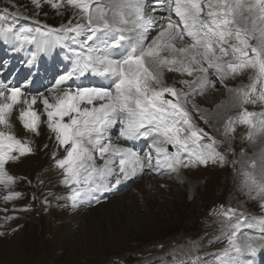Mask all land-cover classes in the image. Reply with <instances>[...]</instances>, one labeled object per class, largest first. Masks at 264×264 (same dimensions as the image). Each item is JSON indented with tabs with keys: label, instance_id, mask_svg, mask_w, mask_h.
Listing matches in <instances>:
<instances>
[{
	"label": "snow or ice",
	"instance_id": "snow-or-ice-1",
	"mask_svg": "<svg viewBox=\"0 0 264 264\" xmlns=\"http://www.w3.org/2000/svg\"><path fill=\"white\" fill-rule=\"evenodd\" d=\"M44 2L57 10L74 9L75 23L69 19L53 27L15 10L0 9V42L12 54L27 51L24 63L29 68L36 66L41 55L56 49L64 52L67 61L49 86L35 92L34 77L13 83L11 77L4 78L3 69L9 65L0 61V187L7 190L4 202L22 198L14 190L21 178L10 174L6 166L34 153L32 137L41 134L42 125L55 141L52 163L62 177L61 185L68 189L64 206L73 210L99 204L107 199L105 194L144 174H175L183 182L184 169L234 167L238 161L229 160L227 152L235 154L231 139L238 126L247 127V139L252 143L258 138L264 141V111L246 107L264 105V0ZM32 3L37 9L42 6V0ZM158 11L167 16H154ZM172 14L178 22L171 19ZM164 19L169 20L166 25L160 22ZM248 70L249 84L230 88L225 83ZM165 71L191 77L180 81L188 90L167 84ZM89 78L106 83L91 84ZM216 85L231 94L229 108L239 109L225 120L224 140L209 135L193 118L195 112L209 123L211 114L206 115L194 101ZM14 113L23 136L17 135ZM139 140L148 142L145 149L125 146ZM225 143L229 144L227 152L220 150ZM248 167L251 170H241V187L250 198L260 199L264 210V147ZM36 198L33 194L32 199ZM42 203L46 206L49 201L45 197ZM29 209L25 206L23 210ZM216 214L224 218L218 239L226 240V247L205 255L214 257L213 264H254L246 257L254 258L264 249V216L249 219L237 209L223 206ZM15 218L5 216L4 220ZM244 228L258 229V234L250 235ZM196 248L193 244L188 257L177 264H208L203 257L191 255Z\"/></svg>",
	"mask_w": 264,
	"mask_h": 264
},
{
	"label": "rangeland",
	"instance_id": "rangeland-1",
	"mask_svg": "<svg viewBox=\"0 0 264 264\" xmlns=\"http://www.w3.org/2000/svg\"><path fill=\"white\" fill-rule=\"evenodd\" d=\"M4 8L53 27L66 24L69 19L75 23L74 9L68 6L53 9L44 0L40 9L33 5L32 0H0V9ZM20 23H30V20H21ZM26 59L22 53L17 54L15 59L24 70L27 67L24 63ZM49 65L48 60H45L39 68L48 71L52 83L56 76L52 73L57 71V67ZM20 75V78L25 77ZM250 75L251 71L248 70L243 77L227 80V83L231 82L228 87L246 84ZM164 78L167 84L188 90L180 83L184 78L179 73L165 71ZM214 89L210 90L213 92L196 96L194 101L206 115L211 114L209 123L205 124L195 112L193 118L209 135L224 140L225 120L228 116H234L239 109L228 108L229 111L222 118H213L215 114L212 116L213 106L209 98L216 99L217 106L227 98L228 93L225 88ZM251 109L255 112L264 111L261 106ZM251 109L248 108L249 111ZM42 128L39 136L32 137L35 142L34 153L22 157L14 165L10 163L6 166L10 169L12 165L14 171H10V174L21 178V182L18 179L14 185V190L23 195L18 200L6 203L2 197L7 194V190L0 187V231L5 232V235L0 236V264H149L168 254L176 259L181 252L191 249L193 244L198 245V248L191 254L208 260L205 254L218 253L227 243L226 240L218 239L225 227L221 223L224 218L216 214L221 206L224 209L235 208L249 219L264 216V210L260 207L262 201L250 198L241 187V170H251L248 162L259 153L254 143L247 139V127L238 126L231 139L235 154L227 152L228 143L220 149L227 152L229 160L238 161L234 167L229 164L225 167L184 169L180 178L183 182L178 181L175 174L164 177L144 174L143 177L126 182L113 196L101 200V205L94 203L80 207L82 211L79 212L84 215L78 223L71 224L70 231L66 233L63 226L69 221L68 217L72 218L68 215L74 213H71L70 207L64 206L63 198L68 189L61 185L62 177L52 163L55 141H46ZM42 143H47L48 148L44 149ZM33 156L38 162L36 167L29 168L24 160ZM33 194L37 197L35 200L32 199ZM45 197L49 201L46 206L42 203ZM25 206H30V209L21 210ZM13 215L16 218L6 223L4 217ZM234 221L235 218L227 223ZM243 231L258 234V229L244 228ZM209 264L213 262L209 261Z\"/></svg>",
	"mask_w": 264,
	"mask_h": 264
},
{
	"label": "bare ground",
	"instance_id": "bare-ground-1",
	"mask_svg": "<svg viewBox=\"0 0 264 264\" xmlns=\"http://www.w3.org/2000/svg\"><path fill=\"white\" fill-rule=\"evenodd\" d=\"M162 14H164V16H167V13H163V12H161ZM171 19L172 20H174V21H177L178 22V18H176L175 17V15L174 14H172V17H171ZM153 35H155V34H153ZM151 38V37H150ZM188 41H186L185 40V43H187ZM252 43H255V41H252ZM179 46V45H178ZM13 57V54L12 53H8V59L7 60H5L4 61V63L5 64H8L9 65V67H6V68H4L3 69V72H4V78L5 79H8V78H12V82L13 83H16V84H19L20 82H23L26 78H28L29 77V75H27V76H25L24 78H20L19 76H21L20 74H21V71H20V68H19V66H17V65H12L11 64V58ZM0 61H2L3 62V60L2 59H0ZM249 71H251V70H249ZM243 74L244 73H242L241 75H239V76H241V77H243ZM30 75L32 76V77H34V87H33V92H35L36 90H40L41 91V88H42V86H40L38 83H39V81H40V79H42V84H43V86L44 87H46L47 86V83H46V81H45V79H44V77H43V75L42 74H39L38 75V77H35L34 75H32V73H30ZM180 76L182 77V78H184V79H191V77H188L186 74L185 75H181L180 74ZM238 77V76H237ZM236 77V78H237ZM230 82V81H229ZM229 82L227 83V81H225V83L227 84V85H229ZM251 81L249 80L246 84L244 83V85H247V84H249ZM231 83V82H230ZM218 88H222L220 85H216V87H215V89L214 90H217ZM232 88H235V87H232ZM223 89V88H222ZM209 92H213V91H209ZM216 92V91H215ZM206 93H208V92H206ZM221 93V92H220ZM213 95V94H212ZM202 96V95H201ZM215 98V97H214ZM209 100H210V104L213 106V110L211 111L213 114H212V116L214 115V114H216V113H219L220 114V116H224V114H225V112H227V110H228V108H229V104H230V102H231V94L228 92L227 93V98L221 103V104H218L217 106L215 105L217 102V100L216 99H211V97L209 98ZM261 105V104H260ZM210 107V106H209ZM230 109V108H229ZM233 109V108H232ZM229 111V110H228ZM238 113V112H237ZM236 113V114H237ZM235 114V115H236ZM16 116H17V114L16 113H14V115H13V121H14V124H15V128H16V131H17V135L18 136H23V135H25V133H24V131L22 130V128H21V125H20V122L18 121V119L16 118ZM211 116V117H212ZM213 118H215L216 120H218V118H217V116L215 115V117H213ZM43 119V118H42ZM42 127H44L43 125L41 126V130L43 129ZM44 131H45V135H46V141H49V140H51V139H49L48 138V134H47V130H46V128L44 127ZM43 135V134H42ZM34 137V136H33ZM41 137V136H40ZM43 139V138H42ZM38 140V139H37ZM258 140H261V139H257V141H256V143H254V146H256V151L259 153L260 152V149H261V147H264V141H262L261 140V142H259ZM50 142V141H49ZM41 144V143H40ZM42 144H45V143H42ZM52 145V144H51ZM258 148V149H257ZM34 157V158H33ZM33 157H30V158H27V159H25L24 160V162L26 161V163H25V165L26 166H28L29 168H33V167H36V163L38 162V159L37 158H35V156H33ZM254 159H258V156L256 157V158H254ZM99 162V161H98ZM9 169V168H8ZM9 171H11V172H13L12 171V165L10 166V169H9ZM18 172V171H17ZM15 173H16V171H15ZM21 173V172H20ZM18 174V173H17ZM257 174H258V170H257ZM141 180H143V178L141 179ZM140 180V181H141ZM19 182H21V180L19 179ZM148 185V184H147ZM63 200H64V198H63ZM64 202H65V200H64ZM100 205H101V203H99ZM99 206V205H98ZM97 206V207H98ZM79 211H82V208H79V209H76V210H73V209H71V213H74L73 215H68V216H72V218L71 217H68L67 219L69 220V221H67L66 223H65V225L63 226L64 227V230H66L65 232L67 233V232H69L70 231V225L71 224H76V223H78V221L80 220V217L81 216H83L84 214H81V212H79ZM98 211V210H97ZM90 212H94V211H90ZM76 213V214H75Z\"/></svg>",
	"mask_w": 264,
	"mask_h": 264
}]
</instances>
